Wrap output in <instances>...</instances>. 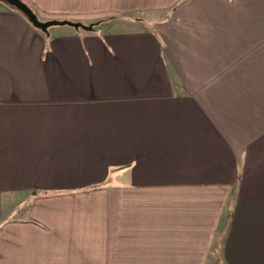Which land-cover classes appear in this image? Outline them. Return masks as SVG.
Instances as JSON below:
<instances>
[{
  "label": "crops",
  "instance_id": "crops-1",
  "mask_svg": "<svg viewBox=\"0 0 264 264\" xmlns=\"http://www.w3.org/2000/svg\"><path fill=\"white\" fill-rule=\"evenodd\" d=\"M23 1L94 28L0 1V264H264V0Z\"/></svg>",
  "mask_w": 264,
  "mask_h": 264
},
{
  "label": "water",
  "instance_id": "water-1",
  "mask_svg": "<svg viewBox=\"0 0 264 264\" xmlns=\"http://www.w3.org/2000/svg\"><path fill=\"white\" fill-rule=\"evenodd\" d=\"M2 2H6L16 10H18L20 13H22L28 21L31 23L33 27L36 29L48 33L49 29L52 27L57 26H69L76 30L83 29L86 31H91L94 28V25L91 24L89 26H85L82 23L79 22H72V21H58V20H50V21H41L37 14L34 12V10L25 2L22 0H0Z\"/></svg>",
  "mask_w": 264,
  "mask_h": 264
},
{
  "label": "rangeland",
  "instance_id": "rangeland-1",
  "mask_svg": "<svg viewBox=\"0 0 264 264\" xmlns=\"http://www.w3.org/2000/svg\"><path fill=\"white\" fill-rule=\"evenodd\" d=\"M22 1H23V0H22ZM23 2H24V1H23ZM166 15H167L166 13H164V14H160V15H159L160 17H159L158 19H161V17L164 18ZM154 17H155V16H153V15H149V18H148V17H147V18H148L149 20L156 21V20H154ZM55 18H57V17H55ZM158 19H157V20H158ZM52 20H58V19H52ZM48 21H50V20H48ZM58 21H70V20H58Z\"/></svg>",
  "mask_w": 264,
  "mask_h": 264
}]
</instances>
